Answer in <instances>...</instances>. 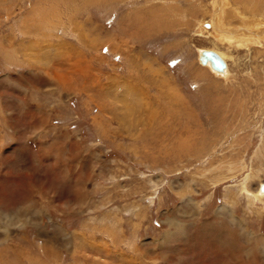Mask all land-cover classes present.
<instances>
[{
	"label": "rangeland",
	"instance_id": "obj_1",
	"mask_svg": "<svg viewBox=\"0 0 264 264\" xmlns=\"http://www.w3.org/2000/svg\"><path fill=\"white\" fill-rule=\"evenodd\" d=\"M213 1L0 0V264H264V0Z\"/></svg>",
	"mask_w": 264,
	"mask_h": 264
},
{
	"label": "bare ground",
	"instance_id": "obj_2",
	"mask_svg": "<svg viewBox=\"0 0 264 264\" xmlns=\"http://www.w3.org/2000/svg\"><path fill=\"white\" fill-rule=\"evenodd\" d=\"M218 1V0H217ZM216 1V2H217ZM215 1H213L212 3L213 4H215V6H216V3ZM221 2L222 3H225L227 6H228V4H229V2H228V0H221ZM222 7H223V5L221 6V5H219L218 6V11H220L221 9H222ZM234 10L236 11V12H238L237 11V8L236 7H234ZM238 10H239V8H238ZM239 17V19H241L242 21H243V23H245L246 21L247 22H250L251 20L250 19H248V16L246 15V16H244V15H241V14H237ZM255 17V16H254ZM262 18H264V16L262 17ZM218 18H216V20H217ZM223 19V18H222ZM253 19V18H252ZM246 22V23H247ZM258 22H261V21H258ZM205 23V22H204ZM245 23V24H246ZM252 23V22H251ZM244 24V25H245ZM249 25H251V24H249ZM205 26V25H204ZM207 26V25H206ZM218 25L216 24L215 26H214V28L215 29H218V27H217ZM243 26V25H242ZM256 26H257V22H256ZM261 25H258V27H257V29L260 27ZM209 26H207L206 28H208ZM210 27H211V25H210ZM249 27V26H248ZM261 28H263V27H261ZM239 29V28H238ZM241 29V28H240ZM239 29V30H240ZM233 30V29H232ZM228 30L227 31V33L228 34H232L233 33V31H235V30ZM263 30V29H262ZM261 30V31H262ZM236 31H238V30H236ZM234 32L235 34H234V36H230V37H228V39H227V41L229 42V41H232V44H234V45H236V46H242V47H247V46H250V45H252V44H254V43H259L260 41L262 42V39L259 37V35H257V33H254L253 31H248V30H246V32L242 35L241 33H237V32ZM263 32V31H262ZM223 34H224V32H223ZM246 34H249V35H246ZM260 34V33H259ZM233 35V34H232ZM224 36H226V35H223V38H222V40L223 41H226L225 39L226 38H224ZM221 40V39H220ZM203 51V50H202ZM202 51H200V53H199V55L201 54V52ZM215 53L219 56V57H221L224 61L227 59V55L226 54H224L223 52H220V51H215ZM198 55V56H199ZM230 57V56H229ZM198 60H199V58H198ZM199 62L202 64V65H209L210 66V68L211 69H213V70H215L216 72V74H218L217 72H219L220 74H222L223 73V71L226 69V65L224 66V68L223 69H215V68H213L212 66H211V62L208 60V61H206L205 63H203V62H201L200 60H199ZM128 89V88H127ZM263 186V185H262ZM262 186L260 187V189H259V194L258 195H256L259 199H263L264 198V189H262ZM264 200V199H263ZM227 208V207H226ZM225 208V209H226ZM224 209V210H225ZM229 209V208H228ZM220 211H221V209H220ZM224 212V211H223ZM227 212V211H226ZM229 213V212H228ZM229 215H231V214H229ZM231 218H232V215L230 216ZM234 217V216H233ZM194 219V218H193ZM233 219V218H232ZM234 220V219H233ZM236 220V219H235ZM233 222V221H232ZM173 223V222H172ZM176 223H178V222H176ZM240 224V223H239ZM207 226H208V223L206 224ZM225 225V224H224ZM210 226H211V224H210ZM213 227H214V224L212 225ZM216 227L218 226V225H215ZM175 227H176V225H175ZM175 227H173V228H175ZM180 227V226H179ZM183 227V226H182ZM224 227V226H223ZM215 228V227H214ZM186 229V228H185ZM225 230V229H224ZM187 231V230H186ZM241 231H245V227H241ZM178 233H181V236L183 235H185L186 233H185V231L184 230H181V231H179ZM250 234V233H249ZM176 235H179V234H176ZM176 235L174 236L175 238H176ZM248 235V234H247ZM171 236H173L172 234H171ZM174 237H173V240H174ZM249 237H252V236H249ZM185 238V237H184ZM179 239V238H178ZM256 247V246H255ZM257 248V247H256Z\"/></svg>",
	"mask_w": 264,
	"mask_h": 264
},
{
	"label": "water",
	"instance_id": "obj_3",
	"mask_svg": "<svg viewBox=\"0 0 264 264\" xmlns=\"http://www.w3.org/2000/svg\"><path fill=\"white\" fill-rule=\"evenodd\" d=\"M199 60L203 63L209 60L211 62V66L215 69H223L225 66L224 60L211 50H203L199 55ZM262 189H264V184Z\"/></svg>",
	"mask_w": 264,
	"mask_h": 264
}]
</instances>
